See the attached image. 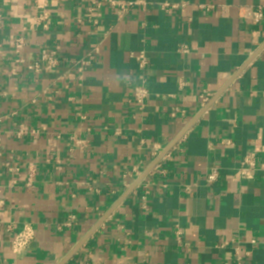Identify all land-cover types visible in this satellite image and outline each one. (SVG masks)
<instances>
[{
  "label": "crops",
  "instance_id": "crops-1",
  "mask_svg": "<svg viewBox=\"0 0 264 264\" xmlns=\"http://www.w3.org/2000/svg\"><path fill=\"white\" fill-rule=\"evenodd\" d=\"M145 1L119 21L95 10L94 24L90 0H0V264H61L87 236L65 264H233L236 252L264 264V17L247 16L264 15V0ZM43 48L59 53L51 72L28 68ZM94 48L79 73L75 62ZM139 51L143 111L132 102ZM205 90L208 104L223 92L152 167L153 147L165 151L184 131ZM22 126L37 132L19 135ZM72 137L86 146L72 148ZM250 152L257 170L244 181ZM213 166L220 178L208 185ZM25 224L36 238L15 253L6 227Z\"/></svg>",
  "mask_w": 264,
  "mask_h": 264
},
{
  "label": "built area",
  "instance_id": "built-area-1",
  "mask_svg": "<svg viewBox=\"0 0 264 264\" xmlns=\"http://www.w3.org/2000/svg\"><path fill=\"white\" fill-rule=\"evenodd\" d=\"M91 6L88 7L85 11V16L90 22H93L96 24L98 22V19L102 16L100 12H95V10L100 11L103 8H109L114 10L115 15L117 17V20H122L127 16L129 11L134 6L138 5H146L145 0H132V1H125V0H90ZM188 4V1H182L178 3H165L163 4V8L165 9H179L181 7H185ZM200 7H204L201 5ZM247 16L253 23H258L261 21V19L264 17L263 12L261 9H258L257 11L252 10L251 8H247ZM48 19V14L46 12H43L39 15L38 20L40 22H46ZM44 28H47L46 23L43 24ZM25 47V41L23 37H19L15 40L14 43V52L16 56L18 57V60L16 62L22 63V59H20L19 55L23 53ZM1 48V45H0ZM182 53H189L190 49L187 46H182L179 49ZM98 53V49L94 48V51L89 53L87 56V59H81L75 64L78 67L79 73H82L86 66L89 65L90 61H92L95 58V54ZM135 58L138 62V69H139V75H138V81L134 85V92L132 97V102L135 104L138 110L143 111L146 105V100L149 96V89L146 86V77L144 74V70L146 69V66L148 64V58L145 55L144 51H139L135 55ZM60 64V58L59 53L54 49L49 48H43L40 51V57L37 61H35L33 64L28 65V68L31 70H34L35 72H51L55 70ZM212 93L209 91H203L199 95V102L201 106V110L208 105V102L210 101L212 97ZM200 110V111H201ZM172 117L177 116H185V111L179 108H174L173 112L171 113ZM1 122V119H0ZM37 131H29L27 127H20L18 134L19 135H25V134H35ZM180 141V140H179ZM72 148H84L86 146V142L82 139L78 140L77 138L72 137ZM0 144H1V138H0ZM162 147L160 145H155L152 149V156L154 159H158V157L162 154ZM1 155V154H0ZM165 156V155H164ZM163 156V157H164ZM162 157V158H163ZM160 159V161L162 160ZM257 156L250 152L247 153L243 159L240 162V167L238 170V174L240 179L244 181H250L254 179L255 172L257 170ZM158 161V163L160 162ZM158 163L154 166L155 168L158 166ZM5 166H8V164H4ZM132 173H135L136 175L140 174V170L137 166H134L132 171L129 173L131 175ZM220 178V170L217 166H213L210 168V171L208 175L206 176V183L208 185H211L215 183ZM192 184H186L184 186V190L186 193H190L193 190ZM3 202H0V206ZM73 220V216L70 217ZM7 231H9L12 234V249L15 253H22L29 245L30 243L36 238V231L30 224L23 225L20 229H14L11 226L6 227ZM233 241V240H231ZM231 241H224L220 247H226L229 242ZM253 245L256 244V241H251ZM247 256H249V253H247ZM244 258L239 255L238 252H236V258L233 262V264H242Z\"/></svg>",
  "mask_w": 264,
  "mask_h": 264
},
{
  "label": "water",
  "instance_id": "water-1",
  "mask_svg": "<svg viewBox=\"0 0 264 264\" xmlns=\"http://www.w3.org/2000/svg\"><path fill=\"white\" fill-rule=\"evenodd\" d=\"M223 90L219 91L215 98L206 106L204 107L199 113L198 115L187 125V127L184 129V131L166 148L165 151L162 152V154L158 157V159L155 160L154 164L152 165V167H154L158 161H160V159L176 144V142L192 127V125L201 117V115L213 104V102L215 101V99L217 97H219L222 94ZM151 167V168H152ZM151 168L149 170H147L144 174H142L132 185L131 188L129 189L130 193L145 177L146 175L149 173V171L151 170ZM112 211H110L107 215H110ZM106 215V216H107ZM90 235V234H89ZM88 238L85 237L83 239V241L77 245L75 247V249L64 259V261H62L61 264H65L71 257L72 255L82 246V244L86 241V239Z\"/></svg>",
  "mask_w": 264,
  "mask_h": 264
}]
</instances>
